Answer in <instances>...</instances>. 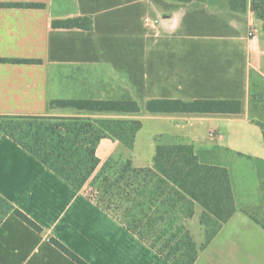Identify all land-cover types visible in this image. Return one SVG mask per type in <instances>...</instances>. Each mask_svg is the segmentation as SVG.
<instances>
[{
  "label": "crops",
  "instance_id": "0c3cea01",
  "mask_svg": "<svg viewBox=\"0 0 264 264\" xmlns=\"http://www.w3.org/2000/svg\"><path fill=\"white\" fill-rule=\"evenodd\" d=\"M78 16L92 17L93 29L52 24ZM259 86L264 21L250 7L232 11L229 0H0V115L138 119L132 148L111 136L99 141L96 172L115 156L153 170L136 177L133 206L106 209L89 193L93 176L77 189L1 133L0 194L43 231L8 214L0 264H78L51 238L89 264H185L193 256L189 264H264V227L249 214L264 205V114L252 105ZM126 91L140 113L49 106ZM150 99L240 100L242 109L149 112ZM158 143L193 144L201 163L228 168L237 209L227 222L154 169Z\"/></svg>",
  "mask_w": 264,
  "mask_h": 264
},
{
  "label": "trees",
  "instance_id": "16d2710c",
  "mask_svg": "<svg viewBox=\"0 0 264 264\" xmlns=\"http://www.w3.org/2000/svg\"><path fill=\"white\" fill-rule=\"evenodd\" d=\"M27 5L42 6L39 3ZM249 7L264 21V0H229V8L232 11L246 12ZM52 24L54 27H78L88 30L94 27L93 18L90 16L55 19ZM49 106L71 107L89 112H141L139 102L128 91L119 99H56L51 100ZM146 109L149 112L236 114L241 112L242 102L227 99H150ZM141 127L142 121L138 119L0 115V134L5 133L12 137L75 188H82L93 176L90 190L94 195H90L106 209H118L120 204L127 202H132L133 206V193L137 189L136 177L148 175L153 170L136 168L130 159L114 161L113 157H110L96 172L100 164L96 154L97 145L103 137L111 136L132 148ZM114 168L117 169L113 171ZM154 169L200 203L220 222H227L237 209L228 168L201 163L193 144L158 143ZM10 213L37 231H43L40 225L0 194V225ZM249 214L264 227V205ZM51 241L78 264H89L59 240L51 238ZM193 259L194 256L185 264H189Z\"/></svg>",
  "mask_w": 264,
  "mask_h": 264
},
{
  "label": "rangeland",
  "instance_id": "374dc122",
  "mask_svg": "<svg viewBox=\"0 0 264 264\" xmlns=\"http://www.w3.org/2000/svg\"><path fill=\"white\" fill-rule=\"evenodd\" d=\"M223 2V1H222ZM218 4H222L221 2L219 3H216L215 2V6L217 7ZM252 105H253V108L257 111V112H260L262 114H264V86H259V87H256L254 90H253V93H252ZM151 124L149 121L146 123V129L144 132H147V130L151 127ZM144 138H145V135H144ZM118 156H115V158L113 159L114 161L118 160L117 158ZM117 168H114L112 169L113 171L116 170ZM89 193H93L94 195V192L92 190L89 189ZM107 202V201H106ZM264 204V203H263Z\"/></svg>",
  "mask_w": 264,
  "mask_h": 264
},
{
  "label": "built area",
  "instance_id": "2783aa9c",
  "mask_svg": "<svg viewBox=\"0 0 264 264\" xmlns=\"http://www.w3.org/2000/svg\"><path fill=\"white\" fill-rule=\"evenodd\" d=\"M147 23H149V20H147ZM213 135H215V134L212 133L211 136H213Z\"/></svg>",
  "mask_w": 264,
  "mask_h": 264
}]
</instances>
